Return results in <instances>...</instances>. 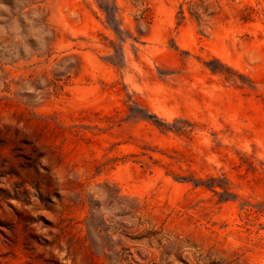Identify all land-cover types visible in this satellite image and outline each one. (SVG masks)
<instances>
[{
	"label": "rangeland",
	"instance_id": "obj_1",
	"mask_svg": "<svg viewBox=\"0 0 264 264\" xmlns=\"http://www.w3.org/2000/svg\"><path fill=\"white\" fill-rule=\"evenodd\" d=\"M49 255L264 264V0H0V264Z\"/></svg>",
	"mask_w": 264,
	"mask_h": 264
},
{
	"label": "bare ground",
	"instance_id": "obj_2",
	"mask_svg": "<svg viewBox=\"0 0 264 264\" xmlns=\"http://www.w3.org/2000/svg\"><path fill=\"white\" fill-rule=\"evenodd\" d=\"M54 255H49L46 259L44 264H53V262H57V259Z\"/></svg>",
	"mask_w": 264,
	"mask_h": 264
}]
</instances>
